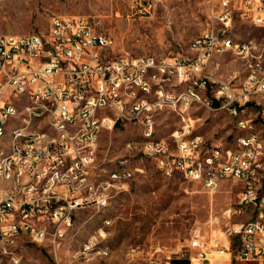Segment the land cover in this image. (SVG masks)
<instances>
[{
	"label": "built area",
	"instance_id": "built-area-1",
	"mask_svg": "<svg viewBox=\"0 0 264 264\" xmlns=\"http://www.w3.org/2000/svg\"><path fill=\"white\" fill-rule=\"evenodd\" d=\"M136 13H152L166 0H133ZM209 4L208 27L194 37L190 54L156 57L154 55H116L113 35L98 27L85 14L54 16L47 31L0 34V134L1 123L7 117L23 118L34 113L40 129L31 140H21L20 151H13V159L6 166L18 170L19 179L12 187L0 188V251L7 262L21 261L24 243H37V224L52 221L55 239L65 233V227L75 224L80 209L109 207L112 190L117 183L131 180L135 175L128 157L134 152L152 158L166 176L180 173L187 180L199 183L212 193L222 182L240 183L236 205L229 212L236 217L252 214L245 221H236L226 230L228 247L211 251L228 254L239 261L264 264V139L252 118L244 117L250 107L257 106V114L264 127V66L251 65V58H264L261 46L246 42L243 46L229 44V26L238 18L250 19L264 27V0H206ZM216 29H224L229 53L246 60V76L215 80L214 73L203 68L209 46L215 44ZM165 62H176L179 80L192 78L191 87H199L201 96H178L172 92L170 72ZM149 63L163 66V77L142 78L141 70ZM137 76L146 84L144 99H137L134 113L120 101L119 81ZM191 87L187 88L190 89ZM174 98L175 112L180 124L169 137H158L151 144L133 142L124 148L128 155L116 160L112 169L100 168L99 149L93 146V125L101 119V111H109L111 122L107 132L118 125L133 124L146 131L157 132L159 110H166L162 97ZM177 97H185V105L177 106ZM27 102H49V110L33 112ZM79 103H88L82 117H75ZM227 105V113L237 119L243 139H236L229 147L226 142L194 138L195 118L192 109ZM57 120V128H48L42 115ZM88 115H96V122H88ZM61 126H88L87 134L61 133ZM5 149L0 143V150ZM74 171H81L79 182H72ZM98 174H108V181L98 182ZM106 186V193H99ZM111 223V222H110ZM110 223L95 234L86 250L78 258L110 264L111 250L92 251V244L106 240ZM200 228H196L189 247L197 249L198 258L207 259L209 245ZM236 238L240 247L231 251ZM39 245V244H38ZM160 264V263H155Z\"/></svg>",
	"mask_w": 264,
	"mask_h": 264
},
{
	"label": "rangeland",
	"instance_id": "rangeland-1",
	"mask_svg": "<svg viewBox=\"0 0 264 264\" xmlns=\"http://www.w3.org/2000/svg\"><path fill=\"white\" fill-rule=\"evenodd\" d=\"M133 4V0H0V34L44 32L54 16L85 14L92 17L99 28L114 36L116 55L162 57L190 54V41L210 22V7L206 0H166L144 16L136 13ZM233 30L235 39L254 38L264 51V27L255 25L250 19L238 18ZM220 59L221 63L215 62V69L211 71L217 78L226 80L237 76L241 80L246 76V60L231 53ZM168 112H171L168 117L158 121V137H169L180 124L175 111ZM257 112V106H251L244 117L253 119L264 139V127ZM194 118L197 132L222 140L229 147L244 132L238 127L237 119L226 111L211 112L204 108ZM128 140H142V130L129 124L104 132L99 149L101 159L119 160L127 156L124 144ZM130 157L135 175L112 190L109 207L80 209L75 224L65 236L55 240L56 250L42 246L51 245V241L39 245L24 243L21 261L17 264H83L76 256L89 237L104 227L106 220L111 223L107 227L106 240L101 243L110 247V264H177V259H189L191 264H257L234 257L226 259L227 254L211 251L228 247L227 228L252 216L229 214L241 191L237 181L226 180L210 193L178 172L172 176L164 175L152 158L142 156L140 152H134ZM114 166L103 163L102 169ZM196 228L201 229L209 245L218 243L207 249L209 254L205 260L194 259L198 258L199 250L189 247ZM66 243L69 245L61 249ZM239 247V241L234 238L231 251ZM3 264L14 263L5 260Z\"/></svg>",
	"mask_w": 264,
	"mask_h": 264
},
{
	"label": "bare ground",
	"instance_id": "bare-ground-1",
	"mask_svg": "<svg viewBox=\"0 0 264 264\" xmlns=\"http://www.w3.org/2000/svg\"><path fill=\"white\" fill-rule=\"evenodd\" d=\"M235 24V23H234ZM234 25L229 26V34L233 35ZM246 42H254V45L261 46L260 43L254 39H244L239 40L234 37H229V44H234V46H243ZM190 46H194V37L190 41ZM229 53V48H227V35L224 33V29H216L215 31V44L209 46L208 57H213V62L218 55H224ZM210 58H203V68L208 70L211 64ZM251 65L254 66H264V58H251ZM165 69L170 72V81L176 82L172 85V92H177L178 96H201V89L199 87L192 86V78H181L179 80V68L176 62H165ZM163 77V66L159 63H149L146 69L141 70L142 78ZM215 80H223L214 76ZM191 87L190 89H187ZM119 92L121 103L127 106V113H134V108L137 106V99H144L146 92V84L138 81L137 76H130L120 79L119 81ZM137 99H136V97ZM162 104L167 107V110L175 111L174 98L170 96L162 97ZM185 105V97H177V106ZM27 109L33 112H40L41 110H49V102H27ZM210 110L209 108H206ZM82 110H88V103H79V109H75V117H82ZM164 110H159V115ZM212 111H226L227 105H219L212 108ZM101 119L98 123L93 125V146L94 148H100V141L104 132L108 131L111 115L109 111H101ZM26 120H33L31 123L23 122V118L18 117H7L1 123V134L0 143L4 144L5 149L0 150V188L12 187L16 180L19 179L18 170H10L7 174L6 166L8 161L13 159V151H20L21 140H31L36 136V132L40 129V120H34V113H26ZM42 122L48 125V128H57V120L54 116L50 114L42 115ZM88 122H96V115H88ZM142 130V140L137 141L143 144H151L152 142L158 141L157 132ZM175 129L170 133L172 135ZM61 133L70 134H87L88 126H61ZM194 138H204V135L194 133ZM237 139H243V134ZM136 140H128L125 142L124 146L131 145ZM105 163L100 159V168L102 164ZM110 165H115L116 160L112 163L109 161ZM128 164H132V157H128ZM108 169V168H106ZM112 169V168H111ZM81 178V171H74L72 175V182H79ZM108 181V174H98V182ZM99 193H106V186H99ZM105 208L101 207L100 209ZM99 209V210H100ZM105 223H110V220H106ZM65 227V233H61L56 237V239H61L69 228ZM47 229L46 234H37V241L39 244L51 241V237L55 236V228H52L51 220H44V223L37 224V233H44ZM104 229L101 227L96 234ZM96 232V231H95ZM93 234L89 239L83 244L82 250H86V246L90 241L93 240ZM55 239V240H56ZM110 250V247L103 246L101 240H98V244H92V251H103ZM7 258L4 257L3 253L0 251V264H3ZM18 262H10L17 264Z\"/></svg>",
	"mask_w": 264,
	"mask_h": 264
},
{
	"label": "crops",
	"instance_id": "crops-1",
	"mask_svg": "<svg viewBox=\"0 0 264 264\" xmlns=\"http://www.w3.org/2000/svg\"><path fill=\"white\" fill-rule=\"evenodd\" d=\"M220 57H222V55H219V56H217L216 58H215V60H214V62H213V65H214V63L216 62H218V61H220L221 59H220ZM220 63H221V61H220ZM212 65V63L210 64V66H209V72H211V71H213L215 68H214V66ZM216 77V76H215ZM201 109H204V108H201ZM201 109H198L197 107H195V108H193L192 109V114H193V117H194V115L197 113V112H199ZM168 111H170V110H168ZM165 111H163V112H161L160 113V115H159V119L160 118H165V117H168V115L170 114V113H164ZM159 121V120H158ZM174 130V129H173ZM172 130V131H173ZM171 131V132H172ZM195 132L196 133H199V134H202V133H200V132H197L196 131V128H195ZM202 135H204V134H202ZM157 136H158V134H157ZM206 136V135H205ZM207 137V136H206ZM207 138H209V137H207ZM222 141V140H221ZM100 143H101V141H100ZM101 161H103V162H105V164H108V165H110V163H109V161H112V163L115 161V160H112V159H108V161H107V159H101ZM125 183H127V182H125ZM239 183V182H238ZM118 184V183H117ZM240 184V183H239ZM117 186V185H116ZM230 214V213H229ZM234 215V214H233ZM235 216V215H234ZM236 217V216H235ZM75 231H77L76 229H75ZM74 230H73V233L75 232ZM70 243V242H69ZM69 244L68 243H66L65 245H63L62 246V248L61 249H63V248H65V247H67ZM76 258L77 259H79L77 256H76ZM110 259V258H109ZM194 259H196V258H194ZM226 259H232V257H230V255H228L227 254V257H226ZM82 261V263L83 264H98V261L97 260H84V259H81ZM110 262V261H109Z\"/></svg>",
	"mask_w": 264,
	"mask_h": 264
},
{
	"label": "trees",
	"instance_id": "trees-1",
	"mask_svg": "<svg viewBox=\"0 0 264 264\" xmlns=\"http://www.w3.org/2000/svg\"><path fill=\"white\" fill-rule=\"evenodd\" d=\"M175 263H177V264H191L189 259H177V260H175Z\"/></svg>",
	"mask_w": 264,
	"mask_h": 264
}]
</instances>
